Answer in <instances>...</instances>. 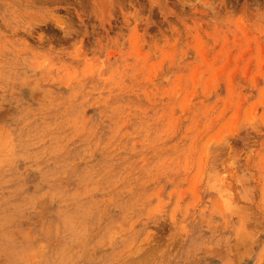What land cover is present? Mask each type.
I'll return each mask as SVG.
<instances>
[{
    "label": "rangeland",
    "instance_id": "obj_1",
    "mask_svg": "<svg viewBox=\"0 0 264 264\" xmlns=\"http://www.w3.org/2000/svg\"><path fill=\"white\" fill-rule=\"evenodd\" d=\"M0 264H264V0H0Z\"/></svg>",
    "mask_w": 264,
    "mask_h": 264
}]
</instances>
